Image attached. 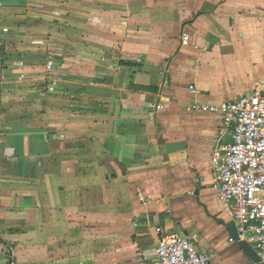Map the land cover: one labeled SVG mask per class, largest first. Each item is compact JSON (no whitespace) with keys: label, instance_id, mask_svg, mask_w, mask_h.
Returning <instances> with one entry per match:
<instances>
[{"label":"crops","instance_id":"crops-1","mask_svg":"<svg viewBox=\"0 0 264 264\" xmlns=\"http://www.w3.org/2000/svg\"><path fill=\"white\" fill-rule=\"evenodd\" d=\"M262 79L264 0H0V264H152L158 227L258 264L213 188L230 136L190 108Z\"/></svg>","mask_w":264,"mask_h":264},{"label":"built area","instance_id":"built-area-1","mask_svg":"<svg viewBox=\"0 0 264 264\" xmlns=\"http://www.w3.org/2000/svg\"><path fill=\"white\" fill-rule=\"evenodd\" d=\"M190 37L182 35V45ZM53 68L49 60L47 71ZM189 91L197 93L190 86ZM162 106H156L161 110ZM194 112L220 117V136L228 133L229 144H220L210 158L213 188L229 212L241 241L248 243L264 263V79L252 93L218 105L194 104ZM152 264H208L209 258L195 242L179 234H166L158 227ZM229 242H234L231 238Z\"/></svg>","mask_w":264,"mask_h":264},{"label":"water","instance_id":"water-1","mask_svg":"<svg viewBox=\"0 0 264 264\" xmlns=\"http://www.w3.org/2000/svg\"><path fill=\"white\" fill-rule=\"evenodd\" d=\"M227 231L233 241L236 242V244L241 248V250L254 262L258 264H264L260 263V259L258 258L256 252L254 249L245 241H241L239 239V236L236 232V228L234 225H231L227 228Z\"/></svg>","mask_w":264,"mask_h":264}]
</instances>
